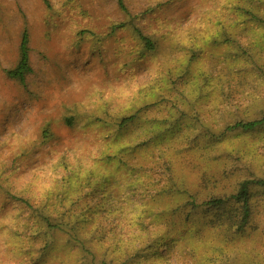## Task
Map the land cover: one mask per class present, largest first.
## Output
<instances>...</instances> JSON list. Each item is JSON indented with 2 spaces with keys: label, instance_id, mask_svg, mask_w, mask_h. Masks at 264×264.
Listing matches in <instances>:
<instances>
[{
  "label": "rangeland",
  "instance_id": "1",
  "mask_svg": "<svg viewBox=\"0 0 264 264\" xmlns=\"http://www.w3.org/2000/svg\"><path fill=\"white\" fill-rule=\"evenodd\" d=\"M83 1L0 0V264L40 256L34 215L18 197L47 206L80 238L52 232L45 264H207L172 215L182 197L159 195L171 187L164 163L191 191L204 176L224 183L234 148L264 175V127L233 139L227 130L234 118L264 113V25L237 12L264 10V1L124 0L126 9ZM142 13L136 23L156 30V51L131 25ZM26 28L33 73L24 86L7 70L19 61ZM138 110L133 124L121 125ZM226 131L210 154L198 152L195 144ZM186 150L193 155L184 164ZM257 223L228 245L232 264H264V207ZM156 243L148 257L136 255ZM197 251L203 256L205 247Z\"/></svg>",
  "mask_w": 264,
  "mask_h": 264
},
{
  "label": "trees",
  "instance_id": "2",
  "mask_svg": "<svg viewBox=\"0 0 264 264\" xmlns=\"http://www.w3.org/2000/svg\"><path fill=\"white\" fill-rule=\"evenodd\" d=\"M75 1L73 0V2ZM80 1L85 4L83 0ZM116 1L120 8L126 9L124 0ZM254 1L249 0L248 2L254 3ZM237 8L240 11H237L240 17H245L252 24L264 25V10H255L256 7L253 5H248L246 8L237 6ZM86 13L89 14L90 11L88 10ZM144 16L145 13L134 15L131 25L134 27L142 43H144L145 48L149 51H156L159 39H155L152 36L157 34L156 30L147 34L142 26L140 27L136 23L138 18ZM30 41L31 33L26 28L23 31L19 46V61L14 68L7 70V75L11 79L17 80L24 86L27 85L29 75L33 73ZM227 41L228 43L232 42L231 38H228ZM244 59L249 64L256 65L259 71H263L259 65V59L256 60L251 55H248V57L244 55ZM139 115L140 110L132 114L130 118L123 119L121 125L127 126L129 121H132L133 124ZM233 120V123L227 127V130L231 134H235L232 139L240 137L239 134L247 135L258 132L264 127V113H262V117L259 119L235 120L234 118ZM67 121L71 123L70 119H67ZM228 131L218 136L213 135L209 142L210 145L195 144L197 145L198 152H202L204 156L207 153L210 154L209 149L211 146L223 143L229 133ZM195 140L198 141L199 136L195 137ZM197 148L193 147L192 149L196 150ZM183 153L184 164L189 163L193 153L187 150ZM228 156L232 160V173L227 174L229 177H227L225 182L221 183L219 180L212 181L209 177L204 176L202 180L203 186L199 191L180 189L185 186L175 181L176 173L172 163H164V171L171 178V187L160 192L159 195L162 194V196L166 195L174 198L182 197V202L174 208L172 215H176L186 228L187 233L192 234L189 237L196 244L193 248V255L207 264H232V257L228 253V245L233 244L238 239L248 237L256 231L258 225L257 214L264 207V175L261 176L253 168L252 155L242 152L241 149L234 148L231 152H228ZM17 199L34 215L30 219L35 220V234H38V239L42 240L40 249L37 251L40 253V256L31 262V264H45L46 257L53 249V240L51 238L54 231H65L64 229H68L73 233V236H70L72 242L78 243L80 241V238L77 239L76 233H74L69 222L51 216L47 206L34 205L30 199L22 197H18ZM211 236L217 237L210 239ZM157 246L160 245L157 243L151 244L149 247L139 250L136 255L140 259L148 257V252H151L152 249H157ZM207 246L210 248L206 249L208 248ZM200 247H205V254L203 256L197 254V250H200Z\"/></svg>",
  "mask_w": 264,
  "mask_h": 264
}]
</instances>
